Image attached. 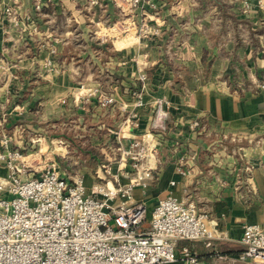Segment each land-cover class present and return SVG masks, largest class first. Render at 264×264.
Wrapping results in <instances>:
<instances>
[{
	"label": "crops",
	"instance_id": "crops-1",
	"mask_svg": "<svg viewBox=\"0 0 264 264\" xmlns=\"http://www.w3.org/2000/svg\"><path fill=\"white\" fill-rule=\"evenodd\" d=\"M3 1L12 15L7 22L0 10V46L59 47L62 29L60 44L67 48L71 30L82 31V37L91 29L102 31L94 42L84 38L85 50L76 55L94 64L90 74L101 75L68 100L63 117L101 132L98 162L119 157L108 148V133L117 145L143 134L159 144L153 180L133 195L147 209L142 230L157 200L171 194L207 214L213 234L209 246L180 241L177 250L187 247L202 264H248L237 260L242 227L258 224L264 231V89L257 88L264 74V0H244L247 8L241 0H151L157 10L145 13L149 26L161 31L158 36L116 31L120 15L111 1L88 11L83 0H43L38 12L31 0ZM45 54L48 61H61ZM40 56L31 65L43 61ZM64 60L74 62L71 55ZM103 79L109 87L97 81ZM104 96L113 103L102 106ZM194 121L200 124L195 132Z\"/></svg>",
	"mask_w": 264,
	"mask_h": 264
},
{
	"label": "built area",
	"instance_id": "built-area-1",
	"mask_svg": "<svg viewBox=\"0 0 264 264\" xmlns=\"http://www.w3.org/2000/svg\"><path fill=\"white\" fill-rule=\"evenodd\" d=\"M31 1L35 12L44 5L43 0ZM109 1L121 17L113 25L116 31L126 34L131 28L137 35L161 34L147 22L146 10H157L151 0H83L88 11L102 9ZM4 12L12 15L10 8ZM144 79L139 76V80ZM257 88L264 89V74ZM135 96L139 107L141 95ZM99 100L102 106L114 101L111 96ZM199 127L198 121L190 125L193 132ZM117 150L118 173L112 175L111 168L101 163L94 173L101 183L90 190L83 180L68 181L54 164L23 179L21 175L29 167L18 164L20 155H3L8 174L0 180V264H202L188 248L176 247L180 241H206L209 246L213 238L208 215L198 213L192 203L171 194L159 198L147 229L141 228L147 209L134 200V190L145 191L153 180L159 144L152 135L143 134L126 145L119 144ZM104 160L112 162L108 157ZM122 178L127 181L120 182ZM240 244L238 261L264 264V231L260 225H244Z\"/></svg>",
	"mask_w": 264,
	"mask_h": 264
},
{
	"label": "rangeland",
	"instance_id": "rangeland-1",
	"mask_svg": "<svg viewBox=\"0 0 264 264\" xmlns=\"http://www.w3.org/2000/svg\"><path fill=\"white\" fill-rule=\"evenodd\" d=\"M241 1L245 3L244 0ZM7 8L10 7L0 0V10L2 9L3 14ZM243 8H247L246 3L243 4ZM10 17L5 15L4 20L10 22ZM60 23L58 22L59 26H61ZM95 33L102 35L101 30L91 29V32H87L85 37H82V31L71 30L70 37L73 41L67 48L61 47L60 44L65 38L62 29L56 36V39L61 40L59 47L38 46V48L35 44L25 45L26 43L21 46L17 44L10 46L7 42L1 44L0 180L8 174L6 163L1 157L12 152L20 155L19 165L21 164L19 162H22L29 167V170L26 169L21 175L23 179L34 177L38 174L37 171L54 164V167L64 174L68 181L83 180L90 190L101 183L94 173L102 164L111 168L112 175L118 173L119 157L115 159V156L109 155L111 164L107 161L98 162L93 158L96 153H100L99 149L103 148L102 144L99 145L101 132L94 127H89V123L80 124L77 120L69 121L63 117L65 110L63 111L62 108H65L63 106L68 100H73L86 86L89 88L88 84L95 81V76L101 75L90 74L95 69L94 64L92 66L82 57L76 56L81 55L80 53L85 50L84 38L88 40L93 37L90 39L94 42ZM27 38L30 39L31 36L28 34ZM40 50L48 52L51 58L55 56L61 61H48L46 57L48 55L45 52H39ZM39 54L40 59L44 58V60L31 65V58ZM70 55L73 56L74 62L66 63L64 58ZM87 56L89 58V55ZM70 70H74L75 73ZM97 81L100 83L102 81L104 87L110 86L106 79ZM108 134L110 135L108 148L117 152L119 145L113 142L114 137H111L113 133ZM126 172L130 174L128 167ZM105 177H107L106 174Z\"/></svg>",
	"mask_w": 264,
	"mask_h": 264
},
{
	"label": "trees",
	"instance_id": "trees-1",
	"mask_svg": "<svg viewBox=\"0 0 264 264\" xmlns=\"http://www.w3.org/2000/svg\"><path fill=\"white\" fill-rule=\"evenodd\" d=\"M89 155H91L92 153H88ZM95 156H99V154L98 153H96L94 156H93V158L95 157ZM100 160H101V158H100ZM176 247H177V245H176ZM187 248V247H186ZM190 250V249H189ZM192 252V251H191ZM198 259V258H197Z\"/></svg>",
	"mask_w": 264,
	"mask_h": 264
}]
</instances>
